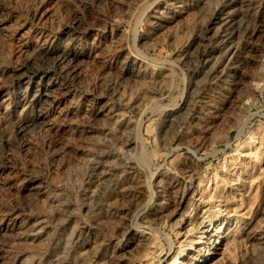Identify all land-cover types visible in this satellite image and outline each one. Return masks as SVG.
Wrapping results in <instances>:
<instances>
[{"label": "rangeland", "instance_id": "rangeland-1", "mask_svg": "<svg viewBox=\"0 0 264 264\" xmlns=\"http://www.w3.org/2000/svg\"><path fill=\"white\" fill-rule=\"evenodd\" d=\"M0 264H264V0H0Z\"/></svg>", "mask_w": 264, "mask_h": 264}, {"label": "bare ground", "instance_id": "bare-ground-1", "mask_svg": "<svg viewBox=\"0 0 264 264\" xmlns=\"http://www.w3.org/2000/svg\"><path fill=\"white\" fill-rule=\"evenodd\" d=\"M253 234V233H252ZM142 239V238H141ZM250 242H252V241H250ZM138 246V245H137Z\"/></svg>", "mask_w": 264, "mask_h": 264}]
</instances>
